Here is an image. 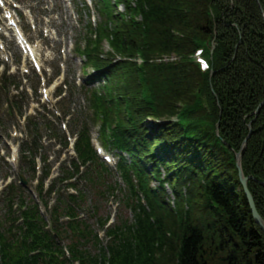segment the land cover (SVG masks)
Here are the masks:
<instances>
[{
	"label": "trees",
	"instance_id": "1",
	"mask_svg": "<svg viewBox=\"0 0 264 264\" xmlns=\"http://www.w3.org/2000/svg\"><path fill=\"white\" fill-rule=\"evenodd\" d=\"M137 1L138 9L143 13L141 26L132 25L128 21L123 22L118 28H113L110 40L114 55L122 59L110 69L119 81H124L123 72L126 66H135L131 58L137 52L144 53L143 58L149 60L138 75L135 70V75L141 76L150 84L148 93L154 94L150 100L147 101L139 95L143 88L137 81L136 89L130 91L133 96L129 95L127 91L129 88L124 87L125 94L129 96L133 105L135 117L144 119L153 115L158 119L170 118L179 111L178 105H183L179 103L184 102L186 104L181 109L194 111L197 118L201 115L202 121L206 117H202L203 114L207 113L210 120H215L216 123L218 122L216 115L222 108L223 117L226 119L222 120H225L226 125L222 129L219 128V136L229 147L234 148V154L240 150L239 145L249 131L244 121L253 120V133L243 153L242 166L243 169L251 171L257 179L264 178V107L256 117L253 114L260 101L264 99V0ZM214 38L218 43L215 42L212 49L211 42ZM201 45L207 48L206 56L212 55L211 71L206 74H202L191 64L192 60L188 61L185 58L186 54L192 55L195 48ZM91 53L90 58H94V54L100 56L102 47L98 46ZM150 54H159L155 55L159 57L174 54L178 59L167 65L161 62L152 63L151 59L154 56L150 59ZM165 75H168V78L170 76L172 80L181 77V83L178 86L167 81L164 89L163 83L158 80L159 76L163 78ZM117 79L115 82L119 83ZM165 90L172 93L167 95ZM131 98H134L133 101ZM199 111L201 114L198 113L197 116ZM125 113L121 111L112 118L109 117L119 122L120 129L122 127L127 136L139 137V147L144 145L142 142L144 138L153 144L151 137L145 136L147 129L139 124L136 127L130 114L127 121ZM104 115L107 118L106 112ZM200 118L198 119L201 121ZM204 123L202 127L206 125V122ZM189 135L192 141L199 137L196 128L190 129ZM123 137L131 140V136ZM186 137L188 135H184V138ZM196 143V148L192 147V144H186L195 150L194 154L198 157L206 156L209 152L221 157L228 153L234 156L231 151L226 153L216 147L209 151L208 148L202 147V143L197 141ZM77 149L84 161L91 160V152L85 137L78 143ZM179 156H171L170 161L175 158L179 164L181 162ZM182 156L185 157L183 154ZM164 165L168 169L173 168L168 162ZM229 166L232 167L233 173L237 174L235 162ZM257 171L262 174L258 175ZM207 172L209 175L206 174L203 179L216 177L219 170ZM189 173L191 176L193 173L196 175L193 169L185 166L181 173L176 175L181 180L183 175ZM223 175L230 176V173L225 171ZM208 187L211 189L206 190L208 192L206 199L197 200L201 210L205 212L197 219L194 217L196 211L192 209L196 201L189 200L191 205L189 217L180 221L171 210L160 209L150 200L151 211L139 206L131 225L125 223L108 233L110 238L106 251L102 249L99 255H86L82 250L81 252L78 250L81 247L80 234L86 238V235L90 236L92 233L88 231L75 233L71 238V260L79 259L80 264H165L162 259L167 258L166 264H264V237L258 227L250 219V232L248 231L247 235L252 234L253 239L243 240L244 235L240 229L243 225L239 227L237 225L239 214L234 216L237 209H234L231 216L229 204H225L220 198L222 196L212 189V185ZM189 195L190 198L193 197L191 193ZM242 197L240 205L233 204L240 209L242 205L245 206L244 209L248 212L249 206L244 195ZM261 203L264 204V198L261 199ZM180 204L178 202V206ZM205 206L212 207L214 211L219 206L220 210H223L221 213L225 214L221 221L224 224L223 228L214 223L215 218L211 215L213 212L204 210ZM22 215L23 223L15 227V234L8 229L0 230V264H68L67 260L60 258L59 246L42 231L36 208L29 206ZM243 216L244 219L248 217L247 213ZM76 226L69 223L68 231L77 232ZM244 226L247 227L246 224ZM228 227L231 228L229 231L234 232L237 245L244 247L240 248L242 252L244 250L242 257L236 253L235 240L231 241V245L222 240L225 233L229 235L226 231ZM220 233L224 234L221 236ZM251 246L253 249L249 251Z\"/></svg>",
	"mask_w": 264,
	"mask_h": 264
},
{
	"label": "rangeland",
	"instance_id": "2",
	"mask_svg": "<svg viewBox=\"0 0 264 264\" xmlns=\"http://www.w3.org/2000/svg\"><path fill=\"white\" fill-rule=\"evenodd\" d=\"M46 0H27V2H25L24 5V9L31 6V11L33 13L34 18L36 19V25H37V32H32L29 31V29H27V32H24L26 34V37H29L30 39H32V41L34 40H38L40 38L39 32L40 28L39 26L43 25L42 20L45 19V11L43 9V7H41L40 5H43L44 2ZM259 2V0H258ZM54 8L57 9L58 6L54 5ZM121 10L120 8L118 9V11ZM28 23V19L26 24ZM73 26V23H70V26L68 28H71ZM84 26V25H83ZM85 28V27H84ZM83 28L76 32L75 34H82ZM44 42V40H42V43ZM218 43L215 38L212 40V46H214L216 43ZM155 43V42H154ZM43 46L40 47V52L43 56L42 50H43ZM48 46V52H51V57L54 58V61L57 60L58 56L56 54V50L51 49ZM13 51H16L14 48H12ZM104 50H106V48L104 47ZM154 55V54H153ZM72 57H75L74 55H72ZM150 59L152 57V55L150 54ZM159 56H154L153 59L157 58ZM77 60H75L74 58H70L69 59V64L72 66V68L74 69V71H80V67H79V62L77 57H75ZM110 59L115 60V62H120L119 61V56L115 55L114 57H109ZM128 58V57H127ZM126 58V59H127ZM81 59V58H80ZM176 61L177 57L174 56L173 58L171 56L166 57L164 56V58H162L163 63L170 64L172 63V61ZM132 61V60H131ZM152 63H160V60H152ZM114 63H109L111 67L112 64ZM104 66H108L107 64ZM125 72H123L124 76V82H121L117 79V76H112V86L114 87L116 93H114V98L118 99L121 105V109L122 112L125 110V119H128V114H130V116H133V120L134 122H136L137 124L143 126L146 130L145 136L146 137H151L155 136L159 141H161V144H166L168 147V149L165 148L164 151H161L160 153L164 154L166 153V155L169 156H178L181 158V162H179V164L181 165V167L184 169L185 166H189L190 169H193L195 173H193L194 178L188 179V181L184 184V191L190 192L191 195L193 196L192 198L187 199L188 201L190 200V202H195L194 205L192 206V209L195 210V215L194 217H196V219L198 218V216L202 215V213H205L204 211L201 210V205L199 206V202H197V200L199 201L200 199L202 200V198L206 199V195H207V191L208 189H211V187L209 188L205 182V180L203 179V177L208 174L207 171H211V170H215L219 173L217 175H215L216 177H213L214 182L212 183V189H215V191L218 193L221 199H223V201L225 202V204H229V208L230 209V214H232L231 216H233L234 214V209H237V212H235L234 216H238L237 213L239 214V217L237 218L238 222L237 225L238 227L243 225V227H241V231L244 235L243 240L245 239H253L252 238V234L249 236L248 231L250 232V219L252 220V223L258 227L259 232L262 233L263 237H264V232L261 230L260 226L254 221L253 218V213H252V208L249 206L247 197H246V192H249V194L251 195L253 202H254V208L258 214V216L261 218V220L264 222V207L262 208V206H264L263 203H261V199L264 198V178L260 177V179L256 178L254 176V174L246 169H243L242 166V161H239V158L243 157V153L244 151L247 149V145H248V141L251 138V135L253 133V128L252 125L254 124V121H244V123H246V127L248 128V133L245 135V137L242 139L241 145H239L240 150L238 152H235L234 154V148H232L231 146L229 147V145L227 144V142H225L224 140L221 139V137L219 136V128L222 129V127H224L226 125L225 122V118L223 117V111L222 108H220L219 112L216 115V118L218 119V122H214L211 121L208 114L205 113L203 114L202 117H204V121H202V119L200 118L201 115L198 116V112H197V116L198 118L201 119V122H206V125L203 127L199 124L195 125V128L197 130V133L199 134V136H201L203 133V137L202 138V147L203 148H208L209 151H211V149H213V147H216L217 149L220 150H225L226 153L228 152H233L234 156L229 155V153L225 156H220L218 154H214V153H207L206 156H197V154L195 153V150H193L192 148L189 147L188 144H192L190 142H194L191 139L190 135L186 138H184V135L190 130L192 129L194 126H188V125H180V123H174L173 122V117L171 116L170 118H165V119H158L157 117H155V119L153 118V115H150L148 117H145L144 119H137V117H135L134 112L132 111L133 105L132 103H130V99H129V103L128 100L123 99L122 97H125V91H124V86L121 87V83H125V85L127 86V88H129L127 91L129 92V95L133 94L130 91H134V89H136V84L138 83L137 80V76L135 75V70H136V74L138 75L139 72H141V69L138 70L134 65L133 66H126L125 67ZM190 68V67H189ZM89 71V70H88ZM118 75V74H117ZM135 76V79H134ZM161 76H159V82L163 83V87L164 89H166V82H170V83H176L178 86L181 83V77L179 78H174L175 80H172L168 75H165L163 78H160ZM154 79V77H152ZM114 79H117L119 81V83L114 82ZM137 81V83L135 84V82ZM98 82L94 83V86L97 87L99 85ZM102 84V81H101ZM131 86V88L129 87ZM165 94L170 95V91L169 90H165ZM80 96H82L80 93H78L77 91H75V100L74 102L76 103V109H75V113L77 111H80ZM134 98H131V101H133ZM81 105H83V102H81ZM181 107V106H180ZM264 107V99H262L260 101V103L258 104V106L256 107L255 111H254V116L256 117L260 110ZM179 110V108H177ZM176 109V110H177ZM129 111V112H128ZM132 112V113H131ZM118 114V113H115ZM133 114V115H132ZM201 114V113H200ZM122 117V115H119ZM153 116V117H152ZM222 118H224L225 120L223 121ZM137 119V120H135ZM132 120V121H133ZM176 125H180V129H177ZM97 128V127H96ZM200 138V137H199ZM200 138V139H201ZM212 140H209V139ZM215 139H217L218 141L216 142ZM165 142V143H164ZM188 143V144H186ZM214 143V144H213ZM152 145V143H149ZM213 144V145H212ZM215 144L217 146H215ZM221 146V147H220ZM174 148V149H173ZM169 150V152H168ZM193 150V151H192ZM179 152V153H177ZM182 154L185 156L183 157ZM165 155V154H164ZM217 157V159L215 158ZM234 159H236L237 163L240 162V164L235 163L236 167H238L237 170V174H234L232 171V167L229 166ZM215 161V162H214ZM235 161V162H236ZM194 168H192V167ZM257 169V168H256ZM12 171L11 174H13L15 172V168L8 169L6 166H2L0 167V175L1 174H6L8 172ZM225 171H228L230 173V176H224L223 174L225 173ZM248 172V173H247ZM258 175H261L262 173L257 171ZM220 174V175H219ZM189 175H192L191 173H189ZM115 177V175H114ZM218 177V178H217ZM157 179H154L153 177L150 178L149 182H150V186L152 188H156L158 186V181H156ZM2 178H0V188H3L4 185L6 184V182H2ZM254 185V186H253ZM207 190V191H206ZM172 194V193H171ZM170 192H164V200L166 202V200L168 201V204L170 205V210L173 211L174 209V205L173 203L170 201L172 200L170 197ZM184 196L179 197V199H183L186 197L185 193H183ZM244 195L247 204L249 206V211L246 212L245 211V206H241V209L239 207L236 206V204L240 205L241 201H242V196ZM125 196V192L124 191H115L114 197L113 198H109L107 200V202L105 204L102 205V208H99L98 213L101 217H105L107 215L110 214V219H112V213H115L116 207H118L117 212L115 215L118 214L119 215L115 216V220L117 221L119 217H126L127 218H131V214L129 211H119L120 207L118 206V199L122 198ZM167 196V197H166ZM167 199H166V198ZM194 198V199H193ZM256 200V202H255ZM109 202V204H108ZM236 203V204H233ZM258 203V204H256ZM235 205V206H234ZM190 207H187L186 205H184V208L181 209V214L182 216H185V214L187 213V211H189ZM244 209V210H243ZM204 210H206L207 212H213L212 217L215 218L214 223L216 225H219L221 228L224 227V224H222V220L225 218V214L221 213L223 212V210H220V207L217 206V210L214 211V209L212 207H207L205 206ZM244 213H247L248 217L244 219ZM210 215V213H209ZM186 218V217H184ZM243 221V223H242ZM247 225V227H245L244 225ZM247 229V230H246ZM231 230L230 227H228L226 229V231L229 232V235L227 233H220V235L222 236L224 234V236L222 237V240H226L228 245H231L232 242L235 240L234 247H237L236 253L239 257H242L241 255H243V252L241 251L242 249H244L243 246L237 245V240L236 237L234 236V232L229 231ZM257 232V231H256ZM219 235V237H221ZM103 243H105V240H103ZM247 243V242H246ZM239 244V243H238ZM230 247V246H229ZM242 248V249H240ZM253 246H251V248L249 249V251H252ZM248 251V252H249ZM264 258V256H263ZM167 258L162 259L163 263L166 264ZM178 260V259H177ZM171 264V263H169Z\"/></svg>",
	"mask_w": 264,
	"mask_h": 264
},
{
	"label": "bare ground",
	"instance_id": "3",
	"mask_svg": "<svg viewBox=\"0 0 264 264\" xmlns=\"http://www.w3.org/2000/svg\"><path fill=\"white\" fill-rule=\"evenodd\" d=\"M129 4L130 5H132V6H135L136 7V10H131L129 7H126V10H127V12H128V15L127 16H121V17H124V18H126L127 19V21L128 22H130L131 24H137V25H139V26H141V18H143V13H142V11L140 10V9H138V1L137 0H129ZM118 17H120V16H118ZM116 18V17H115ZM139 20H140V22H139ZM213 53V52H212ZM155 55H159V54H154V55H152V56H155ZM145 55H144V53H137V54H135L132 58H131V60H132V62H134V64H139L140 63V61H141V66H142V68L143 67H145L146 65H147V63L149 62V60H146V59H144L143 57H144ZM171 57L173 58L174 57V54L173 55H171ZM207 57H209V58H212V55L211 54H209ZM142 58V60H140ZM162 58H164V57H157L156 59L154 58V59H151V60H160L161 61V63H163V61H162ZM188 61H191L192 60V55H190L189 53L188 54H186V57H185ZM177 59H178V57H177ZM150 60V61H151ZM195 61H201V59L200 58H195ZM164 64V63H163ZM137 80H138V85L141 87V88H143L145 91H142V92H140L139 93V95L140 96H142V97H144V99L145 100H147V101H149L150 100V97L152 96V95H154L153 93H148V89H149V85L150 84H148V81L146 80V79H144V78H138L137 77ZM142 89V90H143ZM112 91V90H111ZM172 93V92H171ZM128 94V93H127ZM150 94V95H149ZM172 95V94H171ZM129 96L128 95H126L125 94V97L123 96L122 98L123 99H126V100H128L129 101V98H128ZM179 104H183V105H178L180 108H182V107H184V105L186 104V103H179ZM145 106H148V105H145ZM191 107H194V106H191ZM178 112V111H177ZM176 112V113H177ZM185 112L186 113H182V115L184 116V117H186L187 119H188V121L187 122H185V123H187V124H191L192 123V121L194 120V122H196V121H200L197 117H196V115H195V112L194 111H190V110H185ZM198 113H200V111L198 112ZM174 120H175V122L174 123H180V121H182V120H180L178 117H175L174 118ZM177 120H180V121H177ZM199 124H201V123H199ZM176 127H177V129H180L181 127H180V125H176ZM143 140H146V141H148V139H143ZM189 140H193V139H189ZM152 142H153V145L157 148V152H161V150H165V148L166 149H168L167 147V145L166 144H161L162 142H160L155 136H152ZM160 142V143H159ZM195 143H196V141H194ZM165 143V142H164ZM195 143H192V147H195L196 148V144ZM144 146V145H143ZM145 148H147L146 146H145ZM159 149V150H158ZM174 149V148H173ZM152 150V149H151ZM151 150H149V152H152ZM153 150H155V148H153ZM166 151V150H165ZM168 152H169V150H168ZM179 153V152H178ZM163 154V153H162ZM165 155H166V153H164ZM163 154V155H164ZM164 155V157H166V158H169V157H171V156H165ZM168 161V164H170L173 168H174V173H176V174H180L181 173V171L183 170V168L181 167V165H179V164H177L176 163V159L175 158H173L171 161H173V162H171V161H169V160H167ZM235 161H236V159H235ZM239 161H242V157L241 158H239ZM235 163H237V161L235 162ZM237 164H240V162L239 163H237ZM236 165V164H235ZM191 178H194L193 176H191V175H189V174H185V175H183L182 176V179L179 181V179L178 178H176L175 179V185H176V189L173 191V194H175V195H178V196H183V193H185V195H187L188 194V192L187 191H184V188H182V187H184L183 185L188 181V179H191ZM204 180H205V182H206V184L208 185V186H210V185H212V183L214 182V179L213 178H209V177H206V178H204ZM189 182V181H188ZM180 188V189H179ZM182 203L183 204H186L185 203V201H182ZM80 252H81V247H80V249H78Z\"/></svg>",
	"mask_w": 264,
	"mask_h": 264
},
{
	"label": "water",
	"instance_id": "4",
	"mask_svg": "<svg viewBox=\"0 0 264 264\" xmlns=\"http://www.w3.org/2000/svg\"><path fill=\"white\" fill-rule=\"evenodd\" d=\"M246 197H247L249 206L252 208V213H253L254 221L260 226L261 230L264 232V222L258 216V214H257V212H256V210L254 208L253 199H252L251 195L249 194V192H246Z\"/></svg>",
	"mask_w": 264,
	"mask_h": 264
}]
</instances>
